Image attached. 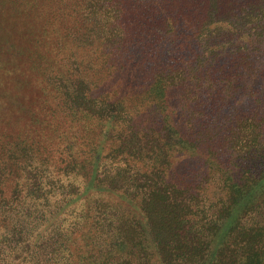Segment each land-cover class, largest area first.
<instances>
[{
  "label": "trees",
  "instance_id": "1",
  "mask_svg": "<svg viewBox=\"0 0 264 264\" xmlns=\"http://www.w3.org/2000/svg\"><path fill=\"white\" fill-rule=\"evenodd\" d=\"M44 7L0 264H264V0Z\"/></svg>",
  "mask_w": 264,
  "mask_h": 264
},
{
  "label": "rangeland",
  "instance_id": "2",
  "mask_svg": "<svg viewBox=\"0 0 264 264\" xmlns=\"http://www.w3.org/2000/svg\"><path fill=\"white\" fill-rule=\"evenodd\" d=\"M61 2L0 0V136L25 133L30 111L45 99L44 76L33 60L43 50L53 66L61 59L56 61L44 45L46 28L40 13L45 5L53 8ZM50 34L55 39L54 33Z\"/></svg>",
  "mask_w": 264,
  "mask_h": 264
}]
</instances>
